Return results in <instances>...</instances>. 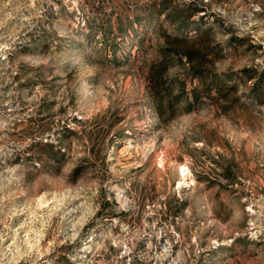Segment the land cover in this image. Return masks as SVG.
I'll return each instance as SVG.
<instances>
[{
	"label": "rangeland",
	"instance_id": "374dc122",
	"mask_svg": "<svg viewBox=\"0 0 264 264\" xmlns=\"http://www.w3.org/2000/svg\"><path fill=\"white\" fill-rule=\"evenodd\" d=\"M0 264H264V0H0Z\"/></svg>",
	"mask_w": 264,
	"mask_h": 264
},
{
	"label": "trees",
	"instance_id": "16d2710c",
	"mask_svg": "<svg viewBox=\"0 0 264 264\" xmlns=\"http://www.w3.org/2000/svg\"><path fill=\"white\" fill-rule=\"evenodd\" d=\"M176 40L178 38H175ZM182 40H185V38H180ZM181 40V41H182ZM167 49H172L171 51H175L179 54H182L186 60L193 65V59H194V56L196 55L197 53V50H195L192 46H182L181 44H174V45H171V44H167L165 45V49L162 51V56L158 62L157 65H152L151 66V72L153 74L154 72V80L157 82V83H160L162 81V69H164L166 66L169 65L170 61H171V55L172 54H169L167 52ZM189 71L192 73V74H196L198 72L197 69H195L194 66L190 67L189 68ZM209 84H207L205 87H208ZM155 109L159 112V113H162L163 111V108L161 106H159L158 104H156L155 106ZM54 157V160L59 162L61 160V156L60 155H55L53 156ZM77 172V168H74L72 170V173L70 174V176H73L75 175Z\"/></svg>",
	"mask_w": 264,
	"mask_h": 264
}]
</instances>
